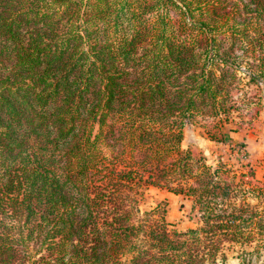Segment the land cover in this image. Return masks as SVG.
I'll use <instances>...</instances> for the list:
<instances>
[{
    "label": "trees",
    "instance_id": "obj_1",
    "mask_svg": "<svg viewBox=\"0 0 264 264\" xmlns=\"http://www.w3.org/2000/svg\"><path fill=\"white\" fill-rule=\"evenodd\" d=\"M244 78L264 83V0H0V264H264V208L180 150ZM150 185L196 225L140 213Z\"/></svg>",
    "mask_w": 264,
    "mask_h": 264
},
{
    "label": "rangeland",
    "instance_id": "obj_2",
    "mask_svg": "<svg viewBox=\"0 0 264 264\" xmlns=\"http://www.w3.org/2000/svg\"><path fill=\"white\" fill-rule=\"evenodd\" d=\"M246 79L232 90L234 106L226 119L218 121L200 115L183 126L180 150L189 153L193 174L205 165L213 173V184L218 180L223 188L228 185V191L223 189L225 198H235L236 204L259 205L257 208L261 209L264 208V83L246 84ZM171 160L173 157L168 159ZM187 181L194 184L193 177ZM139 191L140 213L156 209V216L163 218L168 228L180 231L196 225L197 217L185 195L151 185ZM228 264L238 263L229 259Z\"/></svg>",
    "mask_w": 264,
    "mask_h": 264
}]
</instances>
